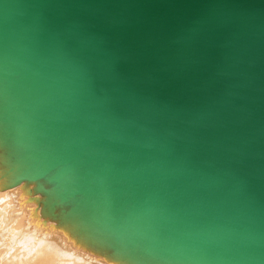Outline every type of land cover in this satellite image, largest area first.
<instances>
[{"label":"water","instance_id":"water-1","mask_svg":"<svg viewBox=\"0 0 264 264\" xmlns=\"http://www.w3.org/2000/svg\"><path fill=\"white\" fill-rule=\"evenodd\" d=\"M0 180L107 264H264V0H0Z\"/></svg>","mask_w":264,"mask_h":264},{"label":"bare ground","instance_id":"bare-ground-1","mask_svg":"<svg viewBox=\"0 0 264 264\" xmlns=\"http://www.w3.org/2000/svg\"><path fill=\"white\" fill-rule=\"evenodd\" d=\"M0 182L2 183L1 180ZM22 187H24L23 184L8 189H5L1 186L0 192H7L15 188L19 189V202L23 203L20 204V208L24 206V203L28 205L32 202L35 207H23V209H26L28 211V215H30L28 216V226L31 225L30 227L36 230V232L33 234H29L28 228H23L22 230H15L13 232L15 239L12 243H10L11 248L3 252L6 255L8 253L11 254L9 256L0 255V264H81L82 262H85V264L88 263L86 260H84V254L82 255L73 250L75 248V244L77 243L74 238L73 240L64 229H60L59 227L55 226L56 224L53 221L47 220L43 222V219L40 216L41 206H37V204L32 201L30 199V196L27 194L29 192L27 190H23ZM18 195L19 194H17V196ZM1 215L2 213L0 214V217ZM6 215L9 216L7 213ZM49 222L55 225H52ZM14 228H17V225H14ZM39 231H42V233H44V237L41 236V233L37 234V232ZM50 233L54 234L51 236ZM76 246L78 249L81 248V245L78 243ZM89 259L91 260V258Z\"/></svg>","mask_w":264,"mask_h":264},{"label":"rangeland","instance_id":"rangeland-1","mask_svg":"<svg viewBox=\"0 0 264 264\" xmlns=\"http://www.w3.org/2000/svg\"><path fill=\"white\" fill-rule=\"evenodd\" d=\"M17 194H19L17 196ZM20 196V190L15 188V189H11L7 192H0V214L2 213L1 217H0V255H4V256H9L11 253H8L7 255L4 254L3 252L6 251L7 249L11 248L10 243L13 242L14 235L13 232L15 230H22L24 229H29L28 233L29 234H33L36 232V230H34L32 227H30L31 225L28 226L27 222H28V211L26 209H23V207H35L32 202L29 203L28 205H26L24 203V206L22 208H20V203L19 202V197ZM2 211V212H1ZM6 213L11 217L7 216ZM4 215V216H3ZM26 215V216H25ZM4 217V219H3ZM8 217V218H6ZM11 219V220H10ZM22 219V220H20ZM42 220V219H41ZM19 221V222H18ZM23 223L21 224L20 223ZM18 222V224H17ZM50 223V222H49ZM52 224V223H50ZM14 225H17V228H14ZM19 225V226H18ZM24 225V226H23ZM53 225V224H52ZM23 226V227H22ZM5 228V229H4ZM42 234L41 236L44 237V233H42V231L37 232V234ZM21 234V233H20ZM54 233H50V235L52 236ZM57 235V234H55ZM40 238V237H39ZM77 244H75V248L73 249L74 251H76L77 253L80 254H84V260H86L88 263L86 264H107L104 259L98 260V259H94L92 256H90L88 253L83 252L80 249L77 248L76 246ZM3 248H2V247ZM65 250V249H64ZM80 251V252H79ZM12 252V251H11ZM71 253V252H70ZM87 256V257H86ZM79 257V256H78ZM81 258V257H80ZM88 258V259H87ZM91 258V260L89 259ZM90 262V263H89ZM102 262V263H101ZM81 264H85V262H82Z\"/></svg>","mask_w":264,"mask_h":264}]
</instances>
